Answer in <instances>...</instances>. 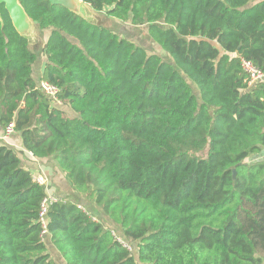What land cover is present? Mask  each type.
I'll return each instance as SVG.
<instances>
[{"label":"trees","instance_id":"trees-1","mask_svg":"<svg viewBox=\"0 0 264 264\" xmlns=\"http://www.w3.org/2000/svg\"><path fill=\"white\" fill-rule=\"evenodd\" d=\"M20 1L48 34L34 52L0 4V126L88 203L49 207L66 263L264 264V81L250 85L241 65L264 71V0H83L146 26L150 48ZM20 152L0 144V264H56L39 221L47 188Z\"/></svg>","mask_w":264,"mask_h":264},{"label":"crops","instance_id":"crops-1","mask_svg":"<svg viewBox=\"0 0 264 264\" xmlns=\"http://www.w3.org/2000/svg\"><path fill=\"white\" fill-rule=\"evenodd\" d=\"M116 25V28L118 26H121L120 24H122L123 26H129V28H132L134 30V27H138L133 25L130 21L129 22H121L119 20H114V23ZM112 25V24H111ZM109 27H113L109 26ZM44 61H45V56L43 57ZM43 62L42 65H43ZM43 71V66L42 68L37 72V76H40L42 74ZM34 73L36 74V65L34 68ZM4 130L3 128L0 126V144H8L9 146L13 147L14 149L18 150V151H22L20 152V157L23 160L24 165L30 169L33 174L34 173H44L46 175V177L48 178V189L47 191L50 194H55L56 196H58L60 199H76L78 201H80L82 204H84V206L87 203V201L83 198V197H74V191L71 189L70 184L67 182V179L64 175L63 172H61V170L58 169V167L55 165V163L48 159V158H37L34 157L30 152L24 151V146H23V142H22V138L21 135L18 133H13L8 139H4ZM30 153V154H29ZM264 156V153L261 154V157ZM90 207L96 212V214L99 216H102V218L104 219V221H106L107 224H110V219L106 216H104V214L100 213L93 204H89ZM47 246H48V252L50 253L52 259L56 262V264H67L65 258L63 257L61 251L53 244V242L51 241V238L48 239L47 242Z\"/></svg>","mask_w":264,"mask_h":264},{"label":"water","instance_id":"water-1","mask_svg":"<svg viewBox=\"0 0 264 264\" xmlns=\"http://www.w3.org/2000/svg\"><path fill=\"white\" fill-rule=\"evenodd\" d=\"M52 4L62 5L77 15L81 16L88 22L99 26H108L105 18L95 11L89 4L83 0H48ZM0 4H4L7 9L12 23L16 30L25 37L30 47L34 52H39L44 46L45 39L41 35V30L36 21L32 19L20 0H0ZM0 18L2 19L1 12ZM2 25H4L2 21ZM234 177H236V170H234Z\"/></svg>","mask_w":264,"mask_h":264},{"label":"built area","instance_id":"built-area-1","mask_svg":"<svg viewBox=\"0 0 264 264\" xmlns=\"http://www.w3.org/2000/svg\"><path fill=\"white\" fill-rule=\"evenodd\" d=\"M241 65L243 70L247 73L249 78V84L252 85L254 83H257L259 81H264V71H262L257 65H255L251 60L242 58L241 59ZM43 88L46 90L47 93L50 95L55 96L57 92V88L48 82L44 81L42 82ZM4 139H8L14 132V124L11 123L5 130H4ZM35 180L40 184L44 185L48 189V178L44 173H38L35 175ZM48 192V191H47ZM60 198L56 196L55 194H48L44 197L41 203V209H40V219L39 221L42 224L43 230L41 233L42 239L48 242V239L51 237L49 230H48V210L49 207L57 202ZM80 207L87 211V209L80 205ZM112 233L114 237L125 247H127L130 251H134V246L128 242L124 237H122L118 231L115 229H112Z\"/></svg>","mask_w":264,"mask_h":264},{"label":"rangeland","instance_id":"rangeland-1","mask_svg":"<svg viewBox=\"0 0 264 264\" xmlns=\"http://www.w3.org/2000/svg\"><path fill=\"white\" fill-rule=\"evenodd\" d=\"M100 14L105 18L106 24H108V26H112L113 25L115 18H113L111 16L109 17L106 13H100ZM120 25L121 26H118L116 28V30L122 36L130 38V39H133V40L141 39V36H143L141 41L147 48H150V47L154 46V42L151 40L152 37L148 36V30H147L146 26L134 27V30H133L132 28H129V26H127V25L126 26H123L122 24H120ZM47 34H48V31L41 32V35L43 36L44 39L47 37ZM154 50L155 51H160L161 54H163L167 59H170L167 56V54H165V52L163 50H161V48L158 45H155ZM43 57H44V55H42V53H40L39 54V58H38V60L36 62V75H38L37 72L43 66L42 63H41V62L44 61ZM197 94H198V92H197ZM59 105H61V103H59ZM71 113H73V112L71 111ZM72 115H75V113H73ZM262 158H264V156H262ZM134 251H136V250H134ZM134 253L137 255V251L134 252ZM138 264H144V263L138 262Z\"/></svg>","mask_w":264,"mask_h":264}]
</instances>
